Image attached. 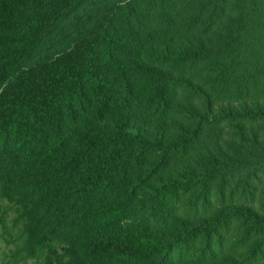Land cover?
<instances>
[{"label":"trees","instance_id":"trees-1","mask_svg":"<svg viewBox=\"0 0 264 264\" xmlns=\"http://www.w3.org/2000/svg\"><path fill=\"white\" fill-rule=\"evenodd\" d=\"M39 264H264V0H0V226Z\"/></svg>","mask_w":264,"mask_h":264},{"label":"rangeland","instance_id":"rangeland-1","mask_svg":"<svg viewBox=\"0 0 264 264\" xmlns=\"http://www.w3.org/2000/svg\"><path fill=\"white\" fill-rule=\"evenodd\" d=\"M13 211L0 226V264H39V260L26 258L20 253L22 238L19 228L12 223Z\"/></svg>","mask_w":264,"mask_h":264}]
</instances>
